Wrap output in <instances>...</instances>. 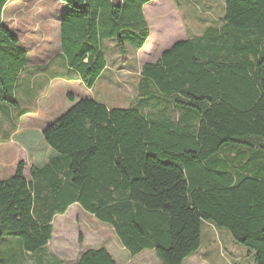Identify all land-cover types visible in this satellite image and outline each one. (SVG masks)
Masks as SVG:
<instances>
[{
    "label": "trees",
    "instance_id": "trees-1",
    "mask_svg": "<svg viewBox=\"0 0 264 264\" xmlns=\"http://www.w3.org/2000/svg\"><path fill=\"white\" fill-rule=\"evenodd\" d=\"M9 1L0 0V104L17 107L28 56L2 22ZM151 1L60 0L62 56L87 89L107 69L105 41L122 55L145 46ZM224 4V28L142 67L131 109L85 99L45 129L12 132L31 178L20 162L0 182V244L17 238L18 247L0 264L19 248L47 247L54 218L72 204L112 227L131 257L148 250L161 264H184L210 223L264 264V0ZM75 264L117 263L100 247Z\"/></svg>",
    "mask_w": 264,
    "mask_h": 264
},
{
    "label": "rangeland",
    "instance_id": "rangeland-1",
    "mask_svg": "<svg viewBox=\"0 0 264 264\" xmlns=\"http://www.w3.org/2000/svg\"><path fill=\"white\" fill-rule=\"evenodd\" d=\"M41 1L35 7L37 12L32 11L33 0L26 1V6L23 0H10L3 10L2 22L16 34L20 46L27 49L33 64L35 66L38 64L37 68L27 69V74L18 84L16 90L18 106H13V113L11 114L7 109L0 110V165L4 163L7 170L9 164L3 158V155L7 154L4 151V145H7V141H11L9 136L11 137L13 130L28 127L45 129L62 116L67 108L63 107L60 112L62 103L69 101V95L74 99L97 100L108 108H124L137 95L143 65L157 59L162 50V47L151 43L145 51H136L129 46L127 54L122 55L116 47V42L105 41L104 53L108 69L104 72L105 76L93 89L89 90L76 76L69 79L68 76L73 72L64 67L56 32L53 29L45 31L44 25L41 24L43 13L46 11L41 10L40 14L38 13L39 9H43L39 6L40 4L56 12L60 11L64 4L56 0ZM148 7L147 15H153V13L159 15L156 21L151 20L150 25L148 24L153 38L159 39L163 31L168 38L174 39L172 35L178 32V28L181 37H184L191 36L192 33L202 34L209 27L219 26L223 18L224 0H153ZM48 61H52L50 66L46 64ZM38 71L48 75L38 79L34 86L30 75ZM55 74L58 80L55 79ZM63 77H67V80H62ZM52 88H56L58 94L55 104L59 110L56 112L45 111L44 104L41 105L40 102L42 96L39 95L40 92L45 90L46 93ZM70 92L72 94H69ZM19 147L23 153L25 152L26 159L23 160L26 163L25 174L27 178H30L31 171L26 151ZM76 209L79 208H73L72 216L75 215L73 219L62 217L55 221L54 239L46 248L48 256H54L68 264H75L85 250L105 247L117 256L119 264H161L154 252L148 250L132 258L121 246L125 252L120 254L117 251L119 243L115 239L112 228L98 223L94 217L85 216V212H83L84 215L81 214L82 210L77 212ZM7 239L9 238L0 244V259L4 258L6 263L8 259H12L7 254L12 255L18 248L13 240L17 238H10V241ZM185 264H254V261L249 250L234 242L226 230H220L210 223H205L202 228L200 252Z\"/></svg>",
    "mask_w": 264,
    "mask_h": 264
},
{
    "label": "crops",
    "instance_id": "crops-1",
    "mask_svg": "<svg viewBox=\"0 0 264 264\" xmlns=\"http://www.w3.org/2000/svg\"><path fill=\"white\" fill-rule=\"evenodd\" d=\"M26 1L28 2V1H32V0H23V4H25V6H26ZM34 2V4H32V5H34V8L32 9V11H36L37 12V8H35V7H37L38 6V4L39 3H41L42 1L41 0H33ZM35 1H37L36 3H35ZM56 1H59L60 2V0H56ZM153 1V0H152ZM151 1V2H152ZM151 2L149 3V4H147L145 7H144V12H145V14H144V16H145V19H146V21L148 22V24L150 25V23H151V20H153V21H156V17H158L159 15H156L155 13H153V15H147V9L149 8L148 6L149 5H151ZM225 5V4H224ZM40 7H42L43 9H39V11H38V13L40 14V12H41V10H45L46 12L45 13H43V20H42V22H41V24H43L44 25V30L45 31H50V29H53V31L54 32H56V34H57V37H58V39H59V46H60V55H62V51H61V40H60V24H61V20H62V18H63V16H64V14H65V12H66V6L64 5L63 7H62V9L60 10V11H54L53 9H51L50 7H47V6H44V5H42V4H40L39 5ZM157 6V5H156ZM224 8V7H223ZM35 14V13H34ZM222 21H221V23H220V25L219 26H215V27H209L210 29L212 28V29H217V30H220V29H222V28H224L225 27V20H224V10H223V14H222ZM209 28H207V29H209ZM206 29V30H207ZM205 30V31H206ZM177 33L175 34V35H172L173 37H174V39H170V38H168L167 37V35H164L163 34V31H162V34H161V36L159 37V39H157L156 37L155 38H153V34H152V30L150 29V36H149V38H148V40H147V42H146V44H145V46L141 49V50H139V51H145V50H147V48H148V46L151 44V43H154L156 46H158V47H162V50L160 51V54H159V56H158V58L157 59H155L154 61H149V62H146L145 64H155L161 57H162V55H163V53L164 52H166V51H168V50H170L176 43H178V42H182V41H188V40H191V39H198V38H200V37H202L203 35H204V32L202 33V34H198V35H196V33H192V35L191 36H188V35H186V36H184V37H181V34H180V32H179V28L177 29ZM105 43V42H104ZM113 46H114V44L113 43H111ZM26 49V48H25ZM26 51H27V49H26ZM27 56H28V64H27V67H26V69H25V71L20 75V78H19V83H20V81L22 80V78H23V76L25 75V74H27V69H30V68H37L38 67V64H36V66L33 64V62H32V60L31 59H29V54H28V52H27ZM51 63H52V61H48V63H46V64H48V66H50L51 65ZM64 67L67 69V70H69L68 68H67V66H66V63H65V60H64ZM108 64V63H107ZM144 64V65H145ZM143 65V66H144ZM30 66V67H29ZM107 69H108V66H107ZM106 69V70H107ZM70 71V70H69ZM142 71V70H141ZM70 72H72V71H70ZM106 72V71H105ZM48 74H43V73H41V72H39L38 71V73H35V74H31L30 75V77H31V80H32V85H34L35 86V83H36V81L38 80V79H41V78H43L44 76H47ZM55 76H56V80H58V76L55 74ZM73 76H76L77 78H78V80L82 83V81H81V79H80V76L79 75H77V74H74V73H71L68 77H69V79L71 78V77H73ZM105 76V73H103V75H102V77L101 78H103ZM100 78V79H101ZM140 78H141V72H140ZM140 78H139V81H140ZM99 79V80H100ZM62 80H67V77L65 78V77H63L62 78ZM98 80V81H99ZM18 83V84H19ZM139 84V83H138ZM18 87V86H17ZM93 89V88H92ZM89 90H91V89H89ZM69 94H72L71 92L69 93ZM68 94V95H69ZM39 95H42L41 96V98H40V102H41V105L42 104H44V106H45V111H51V110H53L54 112H56L57 110H59L58 109V107H56V104H55V101H57L56 100V98H57V96H58V94H57V91H56V88L55 89H49V92H46L45 93V90L44 91H42V92H40V94ZM39 95H37V96H39ZM67 95V94H66ZM64 97H65V95H64ZM68 97V96H67ZM137 98H138V87H137V95L133 98V100H130V102H129V104L128 105H126V106H124V108H108L107 106V108L109 109V110H113V109H121V110H128V109H131L132 107H133V105H134V102H136L137 101ZM71 99H74L72 96H70L69 95V97H68V100L69 101H67L66 100V102L65 103H62V109L60 110V112L63 110V107H67L66 108V110L64 111V113L63 114H65L67 111H69L74 105H75V103L76 102H78V101H81V100H85V99H81V98H75L74 100H75V102H72L71 101ZM81 99V100H80ZM90 100V99H89ZM94 101H96V102H98V103H100V104H103V103H101V102H99V101H97V100H94ZM104 105V104H103ZM13 106H15V105H13V104H0V110H2V109H7V110H9L10 112H11V114L13 113ZM6 110V111H7ZM147 117H150V116H152L151 115V110L149 109V108H147V109H145L144 111L142 110V109H140ZM59 112V113H60ZM62 114V115H63ZM59 119V118H58ZM57 119V120H58ZM14 131V130H13ZM9 140H10V136H9ZM7 145H4V151H5V153H7V154H5V155H3V158L5 159V161H6V163H8L9 164V169L7 170V168L5 167V165H3L4 163H2V165H0V182H2V181H7V180H9V179H11L14 175H15V173H16V170H17V166H18V164L20 163V162H23V160H25L26 158H25V152L23 153L22 152V149L17 145V144H15L14 142H8L7 141V143H6ZM3 158H2V160H3ZM24 174H25V172H24ZM25 177H26V179H28V180H30V178H31V173H30V178H27V176H26V174H25ZM74 207H76V208H79V209H76L77 210V212L79 211V210H82V211H80V213L81 214H83V212H85V216H89V217H94V219L98 222V223H100V224H103V225H106V224H104V223H101L100 221H98L96 218H95V216L94 215H92V214H90V213H88V212H86L85 210H83V208L79 205V204H72L71 206H69V208H68V210H67V212L65 213V214H63V215H57L55 218H54V221H53V227H54V230H53V236H52V240L54 239V231H55V226H54V223H55V221L58 219V218H62V217H65V218H69V219H73V217H75V215H73L72 216V212H73V208ZM76 212V213H77ZM89 214V215H87V214ZM84 215V214H83ZM108 226V225H107ZM213 226V225H212ZM110 227V226H109ZM214 227V226H213ZM110 228H112V227H110ZM112 230H113V232H114V229L112 228ZM114 235H115V239L118 241V243L119 244H117V251L120 253V254H124V252L125 251H123L122 250V244H121V242H120V240L118 239V237L116 236V234H115V232H114ZM229 238V237H228ZM51 240V241H52ZM50 241V242H51ZM49 245V244H48ZM122 246V247H121ZM46 248L47 247H45V248H43V249H40V250H37V251H35L34 253H31V252H26V251H24V250H22L21 248H19L18 250H17V252L16 253H14L15 254V259H14V263H18V264H68V263H66L65 261H63V260H61V259H59V258H56V257H54V256H48L47 254H46ZM100 248V247H99ZM124 248V247H123ZM90 249H93V248H90ZM96 249V248H95ZM88 250V249H87ZM109 252H110V254L112 255V257L114 258V260L116 261V263L117 264H119L118 263V259H117V256L112 252V251H110L109 249H107ZM124 250H126L125 248H124ZM127 251V250H126ZM84 252H86V250L84 251ZM83 252V253H84ZM128 252V251H127ZM200 252V250L195 254V255H197L198 253ZM82 253V254H83ZM81 254V255H82ZM128 254H129V252H128ZM251 254V253H250ZM195 255H193V256H195ZM252 255V254H251ZM128 256H130V254L128 255ZM138 256V255H137ZM192 256V257H193ZM131 257V256H130ZM136 257V256H135ZM192 257H190V258H188L187 260H185V262H184V264L187 262V261H189ZM132 258H134V257H132ZM28 260H29V262H28ZM9 264V263H8Z\"/></svg>",
    "mask_w": 264,
    "mask_h": 264
}]
</instances>
